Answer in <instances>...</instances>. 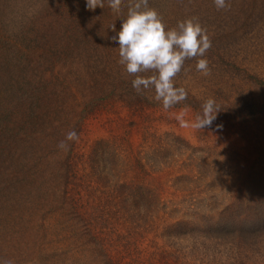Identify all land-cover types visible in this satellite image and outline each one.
Returning <instances> with one entry per match:
<instances>
[{"label":"trees","instance_id":"trees-1","mask_svg":"<svg viewBox=\"0 0 264 264\" xmlns=\"http://www.w3.org/2000/svg\"><path fill=\"white\" fill-rule=\"evenodd\" d=\"M130 2L119 13L107 0L95 10L86 0L0 6V264H264L263 166L228 183L221 151L149 129L135 148L124 134L95 138L84 155L76 141L58 146L70 131L79 138L97 113L120 107L144 120L162 104L154 89L137 94L110 39ZM148 4L167 28L194 5L215 7ZM240 97L248 108L241 118L255 122L262 102ZM204 103L194 104L197 114ZM176 154L172 182L182 180L183 194L174 202L150 177Z\"/></svg>","mask_w":264,"mask_h":264},{"label":"rangeland","instance_id":"rangeland-1","mask_svg":"<svg viewBox=\"0 0 264 264\" xmlns=\"http://www.w3.org/2000/svg\"><path fill=\"white\" fill-rule=\"evenodd\" d=\"M13 0H0V6ZM230 8L218 10L208 4L194 5L188 10V18L198 19L207 30L211 48L206 53L211 74L203 75L196 69L200 57L185 61L174 82L187 91V99L165 110L162 104L155 109H146V117L131 114L115 107L107 114L90 116L82 135L76 140V148L83 155L93 140L100 136L124 134L132 148L139 143L145 129L159 133H172L185 142L222 152L225 169L231 171L227 182L235 184L251 165L264 167V111L255 122L247 125L241 118L248 110L240 97L247 91L252 99L264 109V0H235ZM181 21L185 18L180 15ZM252 75L253 78L250 76ZM215 100L219 111L210 127L204 129L183 128L175 114L186 111L185 119L192 121L197 115V101ZM262 109V110H263ZM176 153L173 151V155ZM182 154L175 155L170 169L152 173L150 180L159 185L163 196L174 202L181 200V181L172 182L178 173V161ZM206 161L211 158L205 156ZM234 170V172H233ZM178 204V203H177ZM5 254L7 248H1Z\"/></svg>","mask_w":264,"mask_h":264},{"label":"clouds","instance_id":"clouds-1","mask_svg":"<svg viewBox=\"0 0 264 264\" xmlns=\"http://www.w3.org/2000/svg\"><path fill=\"white\" fill-rule=\"evenodd\" d=\"M123 0H107L108 7L119 13ZM215 7L230 8L226 0H213ZM105 7V0H86V8L95 10ZM110 29L115 31L112 23ZM110 39L118 42L119 63L126 72L134 76L132 87L137 94L144 90H153L155 101L161 102L165 110L187 99L184 87L174 84L175 77L181 72L186 60L200 57L196 69L203 75L211 74L207 51L211 48V39L207 30L198 19L186 18L175 27L167 28L155 8L149 7L148 0H131L127 6V14L123 18L117 35ZM219 107L212 98L202 105V113L194 120L185 119L186 111L175 114V119L183 128L204 129L210 127L216 119ZM78 140L75 130L66 134L59 147L67 150L68 141ZM4 264H13L11 260Z\"/></svg>","mask_w":264,"mask_h":264}]
</instances>
